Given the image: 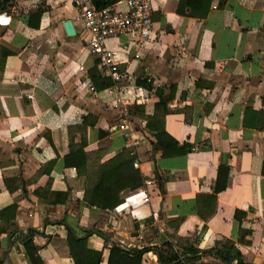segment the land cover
<instances>
[{"label":"crops","instance_id":"crops-1","mask_svg":"<svg viewBox=\"0 0 264 264\" xmlns=\"http://www.w3.org/2000/svg\"><path fill=\"white\" fill-rule=\"evenodd\" d=\"M177 1L151 0L150 39L136 58L126 36L106 39L128 73L121 82L148 97L129 107L131 126L144 135L133 145L110 129L119 112L115 92L106 91L112 82L88 88L90 69L103 75L70 1L6 6L7 16L0 15V264H74L68 231L85 237L84 248H74L82 261L90 259L84 250L99 251L97 264H106L112 243L168 241L180 252L184 244L208 248L226 239L246 264H264V0H211L204 15L177 12ZM113 4L125 8L123 0ZM64 19L75 34L65 33ZM141 78L149 86L135 82ZM157 126L188 149L153 150ZM80 139L86 157L76 171L63 155ZM127 155L154 181L149 202L118 212L86 205L84 186L95 180L97 166ZM216 177L224 187L214 190ZM127 190L119 191L121 200ZM29 238L31 260L24 248ZM197 254L192 261L199 264H236ZM170 263L148 249L138 264Z\"/></svg>","mask_w":264,"mask_h":264},{"label":"trees","instance_id":"trees-1","mask_svg":"<svg viewBox=\"0 0 264 264\" xmlns=\"http://www.w3.org/2000/svg\"><path fill=\"white\" fill-rule=\"evenodd\" d=\"M92 1L96 6L100 7L113 3L116 0ZM210 2L211 0H178L176 11L179 13H185L186 15H204L209 8ZM184 7L186 8L185 11L183 10ZM89 76L93 83V87H104L112 82L108 77L99 76L97 71L94 69L89 70ZM135 82L141 85L149 86V84L145 81V78L135 79ZM165 97H169V95L167 94ZM160 102L161 99L159 98L157 104ZM147 123L155 125L150 120H148ZM154 138L155 139L152 141V149H160L161 155L181 153L188 149V144L186 142L178 143V141L161 126L156 127ZM69 144L70 147L68 152L63 155L64 164L73 165L76 171H79V168L85 164L84 160L86 155L85 151L82 149L84 142L80 139V142L75 144L74 147H72L71 141ZM223 170L224 179L227 168L223 167ZM145 178L146 177L142 175L138 168L132 165L131 155L119 157L118 159H106L97 166V175L95 180L91 184H85L82 196L83 202L86 205H95L100 208L111 209L114 205L120 202L121 198L119 196V191L121 189L124 187L135 189L142 184ZM223 179V182L218 184L219 177H216L214 190L224 187ZM84 239V236L75 237L69 231L67 232L68 246L74 264H97L100 254L98 250H84V252L88 253L90 256V259H86V261H82L80 256L77 255L74 248L75 246H82V248H84ZM24 248L31 260V255L35 252V246H33L30 238L24 242ZM148 249L155 252L158 261H169V263L171 262L170 264H176V259L181 253H188V257L186 255L183 256L188 260H193L198 257V251H200L201 255L204 253L210 254L219 262H228L235 259L236 264H246L242 261L237 247L227 239L220 242L216 241L208 248H197L192 246L190 243L186 245L184 244L181 246L180 252L174 250L172 243L168 241L162 242L159 245L142 247H120L118 244L112 243L109 247L106 264H138L141 253Z\"/></svg>","mask_w":264,"mask_h":264},{"label":"built area","instance_id":"built-area-1","mask_svg":"<svg viewBox=\"0 0 264 264\" xmlns=\"http://www.w3.org/2000/svg\"><path fill=\"white\" fill-rule=\"evenodd\" d=\"M69 1L74 7L73 18L79 24L84 45L95 59L101 75L109 77L112 81L106 91L108 95L115 92L112 101L115 106H118L119 112L117 121L110 129L118 130L126 145H133L135 142L141 141L144 135L131 126L128 118L129 107L133 103L145 102L148 97L142 88L127 81L121 82L122 78H129L128 73L126 68L123 71L119 69L118 64L122 59L118 57L113 46L106 44V39L126 36L134 44L132 58H136L144 42L150 39L152 31L151 0H123L124 9L115 7L113 3L98 7L92 0ZM17 2L19 0H7L4 5L0 6V15L7 16L6 6L15 5ZM88 88L92 90L93 86L88 84ZM132 165L138 167V162L133 160ZM153 182L151 178L147 177L139 187L127 190L123 199L114 205L113 210L118 212L127 207H135L138 204L149 202L147 186ZM123 204L125 205L123 206ZM151 214L156 217L157 211L152 210ZM176 264L199 263L179 255Z\"/></svg>","mask_w":264,"mask_h":264},{"label":"water","instance_id":"water-1","mask_svg":"<svg viewBox=\"0 0 264 264\" xmlns=\"http://www.w3.org/2000/svg\"><path fill=\"white\" fill-rule=\"evenodd\" d=\"M62 26H63V29H64V31H65V33L67 35H73V34H75V29H74V26H73L72 21L70 19H64L62 21ZM96 232L99 235L104 236V234H102V233H100L98 231H96ZM104 237L107 238L106 236H104Z\"/></svg>","mask_w":264,"mask_h":264}]
</instances>
